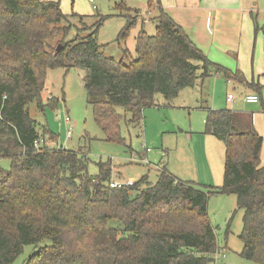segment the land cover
I'll return each instance as SVG.
<instances>
[{"label":"trees","instance_id":"16d2710c","mask_svg":"<svg viewBox=\"0 0 264 264\" xmlns=\"http://www.w3.org/2000/svg\"><path fill=\"white\" fill-rule=\"evenodd\" d=\"M154 2L155 33L142 28L136 58L122 48L123 57L115 59L98 42L104 16L91 33L66 40L72 26L60 0H0V264H14L30 244L37 248L26 264H214L219 246L208 216L213 194L236 195L243 210L241 256L264 264V138L252 114L207 111L205 133L225 145L223 183L216 187L178 179L164 166L155 184L144 176L133 186L111 188L112 163L98 162V173L91 174L88 147L35 146L46 136L56 143L47 123L30 112L32 103L42 112L58 100H44L51 69L84 70L93 117L108 141L120 143L122 111L130 113L127 125L137 127L158 94L172 101L214 70L261 91L260 82L211 60L160 0H149V8ZM118 6L132 9L124 0ZM124 16L128 24L119 38L138 23ZM56 34L63 37L52 45L48 38ZM142 183L148 185L139 189Z\"/></svg>","mask_w":264,"mask_h":264},{"label":"rangeland","instance_id":"374dc122","mask_svg":"<svg viewBox=\"0 0 264 264\" xmlns=\"http://www.w3.org/2000/svg\"><path fill=\"white\" fill-rule=\"evenodd\" d=\"M121 1L60 0L62 11L68 15L72 26L65 39L72 40L78 33L83 36L91 33L104 16L97 31L98 42L102 45L104 54L121 59L122 48H127L128 58H136L135 42L140 30L144 28L149 34L155 33L156 27L151 19L158 13L157 3L154 2L155 9H151L148 6L149 0H124L132 9L122 10L118 6ZM253 4L252 15L244 17L243 13H237L216 26L215 38L223 53L216 55L219 61H214L233 71L240 70L248 80L254 78L257 81L259 78L263 85L261 91H257L261 99L259 103H248L244 98L247 94L244 85L236 81L230 83L223 73L217 74L214 70L203 83L184 88L172 101H167L158 94L155 104L144 108L142 121L137 127L127 125L130 113L122 111L121 133L125 143L108 141L87 104L84 70L72 68L66 71L56 68L49 71L50 90L46 88L44 96L45 101L57 98L56 104L46 105L44 111L40 112L36 104L32 103L31 115L38 121L46 122L56 135V143L52 142L50 145H61L74 150L88 147L91 174L98 173V162L110 161L114 170L112 180L133 178L139 181L146 176L148 183L155 184L161 168L165 166L178 179L195 182L202 188L221 186L225 145L213 135L205 133L208 109L229 108L252 114L255 127L264 138V75H260L264 72V0H254ZM122 11L138 20L137 24L130 26L125 38H119L128 24ZM144 18L147 19L145 23L139 22ZM253 18L259 28L254 26ZM82 27L89 28L79 31ZM202 28L206 31L205 26ZM212 29L215 31L214 25ZM62 37L63 34H56L49 37L48 41L57 45ZM229 94L235 96L232 102L227 101ZM66 115L73 120L72 125L66 124ZM71 126L72 135L69 137L68 129ZM45 140L49 141L48 136ZM147 147L151 151L146 152ZM145 156L150 163L142 162ZM261 165H264V144ZM3 166L10 168V161L4 160ZM148 183H142L139 189L145 188ZM208 216L216 229L221 250L214 264H258L241 256L243 210L238 208L236 195H211ZM112 224L116 225L118 222L114 221ZM36 248L32 244L26 245L14 264H26Z\"/></svg>","mask_w":264,"mask_h":264},{"label":"crops","instance_id":"0c3cea01","mask_svg":"<svg viewBox=\"0 0 264 264\" xmlns=\"http://www.w3.org/2000/svg\"><path fill=\"white\" fill-rule=\"evenodd\" d=\"M253 3L254 0H160V5L179 24L183 26V28L192 38V40L200 48H202L205 54L213 61L214 60L219 61L216 55H221L223 53V50H221L219 43L215 38L217 34L216 26L219 25L220 23H223L225 18L231 17L233 15L236 16L237 13H243L242 16L244 17H248L249 14L252 15L254 11ZM148 12H149V8H148ZM145 20L147 19L144 18V20L139 22H144ZM253 22H254V26L259 28L258 23L256 20H254V18H253ZM212 25L215 26V31L212 29ZM204 26L206 31H204L202 28ZM262 29L264 31V26L262 27ZM226 47L229 48L227 45ZM48 74H47V80L45 82V88L43 91L44 96L46 93L45 89L48 88L50 90V84L48 82ZM260 75H264V72H262V74ZM248 81L251 82L255 80L254 78H252V80H248ZM228 82L233 83V81H228ZM255 82H259V78ZM240 84L245 86V88L247 89V94L255 93L246 84L244 83H240ZM228 97H227L228 102H232L234 100L233 99L232 101H229ZM261 158H262V154H261Z\"/></svg>","mask_w":264,"mask_h":264},{"label":"built area","instance_id":"2783aa9c","mask_svg":"<svg viewBox=\"0 0 264 264\" xmlns=\"http://www.w3.org/2000/svg\"><path fill=\"white\" fill-rule=\"evenodd\" d=\"M50 97V96H49ZM235 98V96H234V94H229V97H228V99H229V101H232L233 99ZM245 100L247 101V102H249V103H258L259 101H260V97L258 96V94H256V93H249V94H247L246 96H245ZM65 122H66V124H69V125H72L74 122H73V120L68 116V115H66V117H65ZM71 128H72V126L68 129V136L70 137L71 135H72V130H71ZM46 144V145H48V146H50V147H52V146H55V145H50L52 142H50V141H45V139H43V137H41L40 139H38L36 142H35V146L37 147V148H39V147H41L43 144ZM149 151H151V149L150 148H146V152H149ZM142 162H144V163H150L149 161H148V158H147V156H145L143 159H142ZM135 183H136V180L135 179H133V178H129V179H126V180H124V181H114V180H111L110 182H109V185H110V187L111 188H123V187H128V186H133V185H135ZM221 252V250H218V252L216 253V255H215V257H216V259H217V257H218V255H219V253Z\"/></svg>","mask_w":264,"mask_h":264},{"label":"water","instance_id":"95a60500","mask_svg":"<svg viewBox=\"0 0 264 264\" xmlns=\"http://www.w3.org/2000/svg\"><path fill=\"white\" fill-rule=\"evenodd\" d=\"M61 47H62V44H59V45L57 46V48H56V52L60 51ZM56 52H55V54H56ZM61 147H62V146H61Z\"/></svg>","mask_w":264,"mask_h":264}]
</instances>
